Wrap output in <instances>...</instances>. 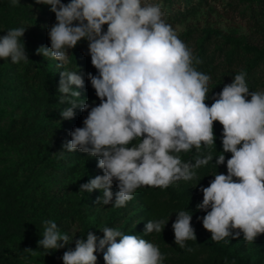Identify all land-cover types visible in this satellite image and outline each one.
<instances>
[{
  "label": "clouds",
  "instance_id": "clouds-1",
  "mask_svg": "<svg viewBox=\"0 0 264 264\" xmlns=\"http://www.w3.org/2000/svg\"><path fill=\"white\" fill-rule=\"evenodd\" d=\"M35 3L49 6L55 15V23L47 29L50 47L41 46L35 54L55 60L57 68H63L70 50L86 41L91 65L98 73H87V79L99 104H90L81 99L80 91L73 90V86L84 87L79 68L63 69L59 74L58 101L68 105L60 111L61 118L73 119L77 108L87 116L82 127L69 133L71 139L62 146L63 151L53 155L63 158L66 153H85L97 159L103 173L81 184L79 192L99 191V203L114 201L113 207L122 208L141 187L165 190L191 181L198 169L214 159V122H219L223 151L215 150V166L225 164V153H231V158L226 161L227 174L217 172L207 187H200L203 200L196 210L206 214L198 219L217 243L228 244L241 234L252 243L264 234V92L249 89L246 71L235 74L209 106L212 77L198 70L203 61L167 22L161 3ZM11 4L18 6L20 0H11ZM26 30L14 27L0 36V60L13 64L30 61L22 39ZM190 153L191 159H183ZM192 218L191 212L182 210L172 223L175 244L181 248L187 241H197ZM42 224L37 247L47 255L73 242L74 237L62 232L54 220ZM165 226L162 219L150 220L144 234L161 233ZM100 231L102 238L87 231L86 239H75L74 250L63 253V264H97L95 253L103 254L104 264H163L166 259L156 244L139 235L107 226ZM23 252L35 255L37 251L28 248ZM225 264H229L227 258ZM230 264H236L235 260Z\"/></svg>",
  "mask_w": 264,
  "mask_h": 264
},
{
  "label": "rangeland",
  "instance_id": "rangeland-1",
  "mask_svg": "<svg viewBox=\"0 0 264 264\" xmlns=\"http://www.w3.org/2000/svg\"><path fill=\"white\" fill-rule=\"evenodd\" d=\"M7 1L9 8L6 12L2 10L0 0V36L5 35L10 28H27L22 39L30 61L13 64L10 60H0V175L8 172L6 182L18 187L23 199H28L22 212L18 211L21 201L15 202L11 210L22 216L19 224L24 226L33 221L42 223L46 219L55 221L63 215L67 219L60 228L74 237L70 245L47 255L37 247L43 232L30 233L25 240L29 248L37 252L35 255L24 253L19 257V264H63V253L69 248L74 250L75 239H86L87 231L102 238L100 230L105 226L118 228L125 234L139 235L156 244L166 256L163 264H225V258L229 264L232 260L236 264H264V234L252 243L246 242L243 234L228 244L217 243L211 240V233L203 228L202 219H198L206 214L196 210L197 204L203 200L199 189L207 187L217 172L227 171V159L224 165L216 167L214 158L207 166L197 170L193 180L181 181L165 190L141 187L133 200L122 208L113 207L114 201L109 205L99 203L98 199L102 197L99 191L79 192L81 184L103 173L97 167V159L85 153H66L63 158L53 155L63 151L62 146L71 139L69 133L76 127H82L87 116L86 112L77 108L73 119L63 120L60 111L68 105L59 104L57 88L63 69H80L79 74L84 77V91L81 92L75 86L73 90L80 91L81 99L90 104L93 101L99 104L95 90L87 79V73L98 74L91 65L88 45L79 43L78 48L70 50L69 60L63 68H57L59 62L35 54L41 46L50 47L47 29L55 23V15L49 6L36 4L35 0H20V5L13 7L11 0ZM62 2L68 3L69 0ZM149 2L163 5L167 22L177 31L179 38L193 49L194 55L200 50V42L208 34L211 35L210 51H215V61L209 63L205 70V74L212 77L209 89L218 80L223 82L231 78V73L223 72L217 65L224 63L226 53L234 45L239 51L244 50L245 45H253L264 56V0ZM217 32L233 39V42L225 44L227 47L231 45L230 48L223 46L224 40L215 35ZM73 58L76 63H72ZM256 58L255 55H247L240 68H245V64L250 66ZM263 70L264 67L258 71ZM253 91L264 92V71L260 79L254 82ZM215 126L222 128V125L214 122ZM57 147H62V150L59 151ZM117 190L114 182L112 191L115 193ZM9 205L0 193V212ZM35 206L38 208L33 210ZM182 210L193 214L191 223L197 237V241H187L185 248L175 244L172 229L176 213ZM161 219L166 223L161 233L144 234L148 221ZM16 237L2 239L6 242L10 257L16 255L17 241L13 242ZM181 253H189L191 259L173 258ZM95 254L98 257L97 264H104L103 254Z\"/></svg>",
  "mask_w": 264,
  "mask_h": 264
},
{
  "label": "trees",
  "instance_id": "trees-1",
  "mask_svg": "<svg viewBox=\"0 0 264 264\" xmlns=\"http://www.w3.org/2000/svg\"><path fill=\"white\" fill-rule=\"evenodd\" d=\"M1 7H2L3 11L8 10V8H9L8 1L7 0H1ZM215 35L219 39L224 40L223 46H225V47H227V45H225L227 42H233V39L227 37L222 32H217V33H215ZM210 36L211 35L208 34L203 39V41L200 42V50L198 51V54L196 55L199 59H201L203 61L202 64L197 66L198 70L203 71L204 73H205L206 67L209 65V63H214V61H215V51L214 52L210 51V44H211ZM80 44H82V45L86 44V46H87L86 41H81ZM78 47L79 46H77L76 48H78ZM228 47L230 48L231 45H229ZM228 47H227V49H228ZM243 48H244V50L239 51L238 47L234 45V48H232L231 50H229L226 53L224 63H219L217 65L218 67H221V70L223 72H226V73L228 72V73H231L232 75H231L230 79H227L223 82H221V80H218L217 84H215V85L213 84L211 86V88L209 90L212 92L210 93L209 98L206 101V103L209 106L213 102L212 97L215 96L217 93L221 92L222 88L225 84H230L233 81L234 75L238 74L241 70L246 71V73H247L246 81H247L248 87L251 91L254 90V82L256 80L260 79L261 72L264 71V70L261 72L258 71L259 68L264 67V56L262 53H260L261 50L258 47H255L253 45H245ZM76 52H77V50H76ZM259 53H260V55H259ZM247 55H255V56H257V58L252 62L253 64H251L250 66L245 64L246 65L245 68H240V64L244 62V59L246 58ZM72 63H76V60L74 58L72 59ZM80 68L82 69L83 67L81 66ZM88 69H90V67ZM94 71H96V69H94ZM84 87H85V85H84ZM84 87L81 89V92L84 91ZM249 99H250V97H249ZM215 123L218 124L219 122H215ZM222 131H223L222 128L220 129L217 126H215V128H214V134L216 136V140H215L216 148H215V150L217 153H221L223 151L222 143H221ZM57 149L59 151H61L62 147H57ZM215 150L213 149L214 158L216 156ZM191 158H192L191 153L183 156V159H185V160H188ZM229 158H231V153H225V159H229ZM220 173L227 174V171H220ZM6 177H8V172H4L0 175V193H1V196L4 198V202H7L8 204H10L7 209H4V211L1 210L2 213L0 212V264H19V257L23 256L25 253L23 251L25 249L29 248V245L25 239L29 236L30 233L36 234V233L43 232L44 228H43L42 223H39L36 221L30 222L28 224H24V226H22V224H19V219H21L22 216L18 215V212H13L11 210L14 208L15 202L21 201L22 205L18 211L22 212L24 210L23 206L25 205V203L27 204L28 199L24 200L21 192L18 190V187H14L11 184H9L8 182H6ZM47 204H50V203L48 202ZM37 208H38V206H35L33 208V210H35ZM24 216L25 215H23V217ZM61 216L62 217L55 220V222L58 224V227H60L62 225L63 221H65L67 219L66 216H63V215H61ZM11 236H17L15 238L17 240H15V239L13 240V242L17 241L16 255L13 257H10V255H9V251L6 248V242L2 241V239H8V237H11ZM197 244L201 245L202 243H197ZM174 256H176V255H174ZM173 258L176 260H181V259L190 260L191 256L189 253H181L180 255H177V257H173Z\"/></svg>",
  "mask_w": 264,
  "mask_h": 264
}]
</instances>
